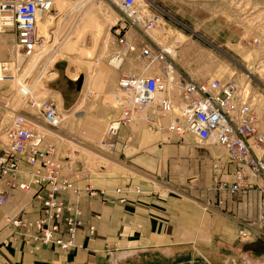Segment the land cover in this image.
I'll return each mask as SVG.
<instances>
[{"label":"crops","instance_id":"obj_1","mask_svg":"<svg viewBox=\"0 0 264 264\" xmlns=\"http://www.w3.org/2000/svg\"><path fill=\"white\" fill-rule=\"evenodd\" d=\"M86 5L68 8L61 2L57 6L61 16L50 15L46 20L65 30L72 11L76 15L74 24L89 16L90 11L80 14ZM113 27L110 39L115 48L110 52L102 50L107 60L95 67L85 86V102L90 106L54 129L46 126L38 112L31 118L25 116L44 136V142L55 147L63 172L75 187L89 185L103 193L102 198L94 199L82 193L60 195L80 209L83 227L76 243L81 248L60 251L38 245L28 247L12 237L11 230L4 228V219H34L35 190L8 189L0 177V191L7 193V201L0 205V264H166L173 259L179 260L178 264H195L197 256L206 264L234 263L244 247L264 242L252 237L242 240L237 234L256 227L264 204V182L250 176L249 187L241 196L217 193L216 182H233V164L217 146H203L191 136L169 131L170 117L152 112V123L137 119L122 127L107 167L95 170L93 165L61 157L71 142L86 149L103 139L112 113L108 96L124 74L134 71L156 75L155 67H145L147 59L141 56L137 35L122 29L117 19ZM125 50L119 66H111L109 59ZM84 83L82 80L72 107ZM162 97L156 94L153 104ZM3 147L0 138V150ZM17 181L27 183L28 176L19 174ZM121 198L125 201L120 202ZM89 228L93 232L88 235Z\"/></svg>","mask_w":264,"mask_h":264},{"label":"built area","instance_id":"obj_2","mask_svg":"<svg viewBox=\"0 0 264 264\" xmlns=\"http://www.w3.org/2000/svg\"><path fill=\"white\" fill-rule=\"evenodd\" d=\"M57 1L0 0V34L13 30L16 52L12 61L0 63V79L19 69L17 54L28 57L36 53L44 39L38 37L39 23L58 14ZM112 3L122 11L118 19L121 28L132 31L139 38L141 56L147 59L145 67H155L160 72L152 76L129 72L119 79L114 92L108 96L112 113L106 122L103 139L96 144L97 149L113 153L122 127L137 119L152 123L151 113L157 112L170 117L169 131L191 136L200 145L223 149L234 166L233 182H216L214 190L217 193L241 196L249 187L250 176L259 177L264 182V133L260 131L251 102L236 81L215 78L198 81L177 73L179 69L170 61L169 49L158 45L156 39L160 41V38L149 34L152 30L161 31V17L142 0L140 3L112 0ZM124 45L127 50H132ZM125 54L126 50L112 56L109 64L119 66ZM160 93L162 99L153 104L156 94ZM28 102L32 107L37 106L49 128H57L62 122V116L51 99L44 98L39 103L29 99ZM0 138L4 143L0 150V177L8 189L28 192L34 188L33 197L37 203L34 219L6 217L4 228L10 229L12 237L28 247L38 245L60 251L80 249L81 245L76 243L83 227L80 209L60 195L82 193L94 199L102 198L103 193L89 185L75 187L64 174L55 147L44 142V136L25 116L14 113ZM22 173L28 176L27 183L17 181V176ZM6 201V191H0V205ZM124 201L120 199V202ZM87 232L92 234L93 229L89 228ZM237 234L242 240L251 237L264 240V204L259 210L256 227L239 230Z\"/></svg>","mask_w":264,"mask_h":264},{"label":"rangeland","instance_id":"obj_3","mask_svg":"<svg viewBox=\"0 0 264 264\" xmlns=\"http://www.w3.org/2000/svg\"><path fill=\"white\" fill-rule=\"evenodd\" d=\"M142 1L161 17V31L152 30L149 34L160 38V41L156 39L158 45L169 49L170 61L179 69L177 73L199 81L210 78L236 81L240 91L251 102L260 131L264 133V0ZM64 2L68 8L79 5ZM81 3L87 5L80 14L85 15L90 11L88 17L85 15L84 19L82 17L74 24L76 15L72 11L65 30L52 21L41 22L38 35L44 34L42 46L28 57L17 54L19 69L0 79L1 136L14 113L30 118L39 113L37 106L32 107L28 102L29 99L36 103L44 98L51 99L62 116L58 127L67 124L76 113L90 106L85 102V86L95 67L107 60L103 52L115 48L110 38L115 30L114 21H118L122 11L112 0H89L88 3L82 0ZM60 16L58 13L52 18ZM14 45L13 30L0 34V63L14 59ZM60 64H65L63 73L67 79L76 81L82 77L85 82L76 105L69 109L63 108V102L60 104L62 98L50 86L60 78L56 70ZM159 72L156 69L155 73ZM62 84L65 85V82ZM77 124L80 127L79 121ZM96 144L84 149L81 144L71 142L62 151L61 157L93 165L95 170L107 167L109 153L97 149ZM196 261L195 264H206L199 256ZM178 262L173 259L166 264ZM226 264H264V242H254L244 247L234 263Z\"/></svg>","mask_w":264,"mask_h":264},{"label":"water","instance_id":"obj_4","mask_svg":"<svg viewBox=\"0 0 264 264\" xmlns=\"http://www.w3.org/2000/svg\"><path fill=\"white\" fill-rule=\"evenodd\" d=\"M56 70L58 71L60 78L58 81L51 84L50 86L54 90H57L58 94L61 96L62 102H63V108L69 109L76 101L78 92L80 91V87L82 84V78L80 77L78 78L76 82L71 83V82H68L64 76V73H63L64 69H63L62 64L57 65ZM62 82H65V85L67 86H64Z\"/></svg>","mask_w":264,"mask_h":264},{"label":"bare ground","instance_id":"obj_5","mask_svg":"<svg viewBox=\"0 0 264 264\" xmlns=\"http://www.w3.org/2000/svg\"><path fill=\"white\" fill-rule=\"evenodd\" d=\"M61 2H63V3H65L64 1H61V0H58L56 3H55V6H56V9H57V6L61 3ZM86 2L88 3L89 2V0H86ZM40 24V23H39ZM38 37H40V38H42V36H40V35H38ZM42 43H43V41L41 40V42H40V45L38 46V48L40 47V46H42ZM65 65V64H64ZM64 65H63V68H64ZM66 78V77H65ZM78 78H80V77H78ZM78 78H77V80H78ZM82 78V77H81ZM67 79V78H66ZM76 80V81H77ZM83 80V79H82ZM67 81L68 82H71V83H74V82H76V81H70L69 79H67ZM82 85V84H81ZM81 88V87H80ZM79 93V92H78ZM89 235V234H88Z\"/></svg>","mask_w":264,"mask_h":264}]
</instances>
